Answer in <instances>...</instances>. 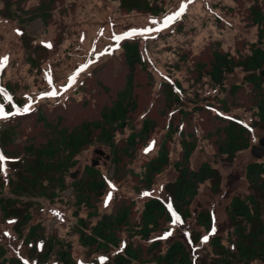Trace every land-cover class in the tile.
<instances>
[{"label": "rangeland", "instance_id": "1", "mask_svg": "<svg viewBox=\"0 0 264 264\" xmlns=\"http://www.w3.org/2000/svg\"><path fill=\"white\" fill-rule=\"evenodd\" d=\"M48 2L0 0V59L7 58L6 64H0V92L11 109L5 111L7 125H15L16 130L13 141L6 145L10 153L15 151L12 155H17L30 145L39 147L46 142L54 125L71 130L83 122L100 120L101 110L111 106L117 94L127 87L131 71L124 57L126 40L140 45L143 64L133 71L136 111L130 114L129 126L123 133H117L116 143L124 148L128 137L142 129L145 119L155 127L143 144L138 142L132 159L121 153L125 166L118 173L112 158L105 160L95 153L102 149L111 154L108 146L95 140L84 149L77 157V165L64 176L66 190H57L59 196L54 200L33 199L36 204L32 221L21 237L15 231V220L0 219V245L6 248L7 258H19L24 264H61L57 249L46 263L41 260L45 240L53 237L71 244L76 264H113L114 257L129 243L147 246L160 240L165 251L179 240L195 264H209L214 257L211 237L220 235L228 243L231 231L228 208L232 199L254 193L246 168L254 162L264 163V156L256 159L251 154V146L264 137V126L256 116L255 91L245 80L249 73L237 69L226 74L223 86L218 87L205 77L206 71L215 51L229 53L235 60L250 55L252 46L259 42L260 29L251 14L252 11L264 14V0H157L156 5L163 9L159 16L139 10L129 13L120 6V0H56L48 9L50 16L44 19L41 5ZM29 44L41 46L44 53L40 51L39 56L38 50ZM261 45L264 48V38ZM30 56L42 58L40 67L30 66ZM203 64L207 67L202 70ZM6 83L15 93L5 88ZM233 86L240 87L235 96L230 93ZM165 87L175 91L177 101L168 98ZM15 98L21 100L20 105ZM223 102L227 106L223 107ZM39 109L46 114L47 124L37 121ZM217 114L237 118L250 128L249 148L238 153L233 161L218 154V143L222 140L218 130L225 123L215 117ZM171 124L178 130L168 143L171 165L155 178L152 189L146 190L141 182L144 166L158 154ZM181 132L192 133L197 140L190 168L197 170L208 163L217 169L222 177L220 191L215 193L210 183L203 184L192 204V217L175 218L148 242L130 238L123 230L117 233L121 239L119 248L88 255L79 243L74 216L76 199L71 186L74 180L69 173L80 172L77 179L81 180L84 168L93 160L98 161V169L108 182L106 193L97 204L99 216L133 202L128 228L133 234L147 200L169 199L164 186L177 177L173 164L181 160ZM3 167L7 181L13 170L7 163ZM5 189L6 196L13 195L10 186ZM89 211L92 210L82 207L79 217L86 219ZM201 211L212 215V232L198 225L196 217ZM97 220L89 219L91 225ZM32 225L41 226L42 240L27 244Z\"/></svg>", "mask_w": 264, "mask_h": 264}, {"label": "trees", "instance_id": "2", "mask_svg": "<svg viewBox=\"0 0 264 264\" xmlns=\"http://www.w3.org/2000/svg\"><path fill=\"white\" fill-rule=\"evenodd\" d=\"M56 0H49L42 4V16L48 18L49 7ZM157 0L151 3L148 0H120V6L127 12L139 10L141 13L159 16L162 8L156 5ZM253 23L259 26V42L253 45L249 56L235 60L229 53L213 52L210 69L206 76L216 86H223L226 74L233 73L236 68L250 72L245 78L246 82L255 91L256 116L259 123L264 126V48L261 42L264 38V14L252 11ZM32 46L31 44H29ZM259 45V46H258ZM38 50L41 56L43 48L32 46ZM124 57L131 73L129 74L127 87L117 94L116 100L109 107L101 110V119L92 122H83L78 127L69 130L67 127L59 128L58 124L51 129L52 133L39 147L30 145L26 151L12 155L6 145L13 141L16 135L15 125L8 127L5 119V111H11L5 95L0 92V154L6 159L13 170V176H9L8 182L4 179L2 164H0V218L3 220L14 219L15 231L22 236L24 228L32 221V209L35 206L34 198H47L54 200L59 196L56 191L67 189L64 176L77 165L78 155L91 145L95 140L108 146L112 153V162L115 171L122 169L123 161L121 153L129 158L134 157L137 144H143L152 132L155 124L150 120H144L142 129L132 133L124 146L118 147L116 135L129 126L130 114L137 108V102L133 97V71L137 65H142L140 45L128 40L123 43ZM47 50V49H45ZM48 51V50H47ZM44 53V52H43ZM40 57H31V67H40ZM209 66V65H208ZM207 65H201L205 69ZM201 78V77H199ZM5 88L15 93V89L9 84ZM169 88V87H168ZM239 86H233L230 93L235 96ZM168 98L177 101L178 96L171 88H164ZM257 96V97H256ZM17 104L21 100L14 99ZM223 107L227 102H223ZM45 113L38 110L37 121L47 124ZM225 124L218 130L222 140L218 143V154L224 155L229 161H233L239 152L249 147V130L239 119H225L216 117ZM59 122L61 121L58 119ZM18 120L14 122L16 124ZM17 125V124H16ZM178 130L172 124L168 127L166 137L163 139L158 154L145 164L143 171V187L147 190L154 185L155 178L171 165L168 143ZM182 144L181 160L173 164L177 177L167 183L164 190L169 197L168 201L162 198H151L144 204L140 215V223L136 225L137 231L130 234L128 231L134 203L120 205L111 214L99 216L97 204L103 198L107 190V182L98 168L87 166L81 180L73 181L71 186L75 193L77 217V233L80 244L87 248L88 255L95 252H110L119 247L120 231L126 230L130 238L139 237L142 241H149L157 232H163L165 226L172 223L175 218L188 220L192 217V204L199 194L200 187L209 182L215 193L220 191L222 177L217 169L208 163H203L197 170L190 168V159L197 148V140L192 133H180ZM147 136V137H146ZM140 141V142H139ZM139 142V143H138ZM125 166V165H124ZM4 170V169H3ZM118 173V172H116ZM246 177L254 193L246 197L236 196L232 199L228 208V220L232 228L228 234V243L220 235H215L210 240L213 259L209 264H264V163L254 162L247 166ZM11 187L14 197L6 196L5 186ZM86 207L89 211L86 219L79 217V211ZM90 218H98L95 225H91ZM198 225L207 232H211L214 226L212 215L208 211H201L196 217ZM129 228V229H128ZM41 226L32 225L29 228L26 242L30 243L39 239ZM197 238L199 235H196ZM58 247V257L62 264H75L71 255V244L62 243L56 238L50 237L46 242V248L42 255V262H46L55 248ZM0 264H24L16 258L8 259L6 249L0 245ZM113 264H195L186 246L179 240L172 242L163 251L162 242L157 240L148 246L129 243L125 252L118 255Z\"/></svg>", "mask_w": 264, "mask_h": 264}, {"label": "water", "instance_id": "3", "mask_svg": "<svg viewBox=\"0 0 264 264\" xmlns=\"http://www.w3.org/2000/svg\"><path fill=\"white\" fill-rule=\"evenodd\" d=\"M260 146H253L252 147V154L257 158H262L264 155V138L260 139L259 141ZM97 154H99L101 157H105L106 159H109L110 156H106L105 152L102 150H97ZM98 165V161H93V166Z\"/></svg>", "mask_w": 264, "mask_h": 264}, {"label": "snow or ice", "instance_id": "4", "mask_svg": "<svg viewBox=\"0 0 264 264\" xmlns=\"http://www.w3.org/2000/svg\"><path fill=\"white\" fill-rule=\"evenodd\" d=\"M6 62H7V58L6 57L3 58V59H0V64H6ZM0 118H3V117H0ZM5 159L6 158L2 154H0V164H2L5 161ZM206 241H207V237L204 238V242H206Z\"/></svg>", "mask_w": 264, "mask_h": 264}]
</instances>
